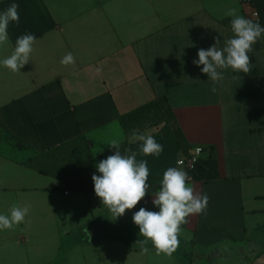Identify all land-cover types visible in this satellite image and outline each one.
I'll use <instances>...</instances> for the list:
<instances>
[{"label":"crops","instance_id":"1","mask_svg":"<svg viewBox=\"0 0 264 264\" xmlns=\"http://www.w3.org/2000/svg\"><path fill=\"white\" fill-rule=\"evenodd\" d=\"M13 2L20 21L10 23L0 61L19 36L37 40L20 71L0 65V123L29 146L0 147V212L46 202L62 217L61 241L78 228L89 242V264H264V36L249 53L251 72L223 70L215 93L203 65L193 63L215 37L221 47L233 37L229 8L264 26V0H0V11ZM68 52L74 65L60 62ZM162 96L192 150L205 148L192 172L182 168L210 198L206 212L181 225L171 255L157 253L151 241L143 245L133 221L141 207L159 211L156 185L116 218L94 190L66 194L62 180L25 164L81 136L93 155L102 154L112 140L127 139L123 114ZM83 209L90 221L68 232V220Z\"/></svg>","mask_w":264,"mask_h":264},{"label":"clouds","instance_id":"2","mask_svg":"<svg viewBox=\"0 0 264 264\" xmlns=\"http://www.w3.org/2000/svg\"><path fill=\"white\" fill-rule=\"evenodd\" d=\"M18 9L19 4L13 2L0 11V46L9 41L10 23L19 24ZM225 15L232 17L233 37L225 39L222 47L221 39L215 37V43L208 49H199V58L193 60L195 65H203L201 71L208 74V79L212 81L213 93L217 91L216 84L224 79L223 70L231 68L234 73L251 72L249 53L253 52L254 45L264 36V26H261L258 20L239 15L237 8H229ZM36 40L32 33L19 36L14 51L0 61V65L12 72L20 71L28 63ZM60 62L65 66L74 65L75 56L68 52ZM132 139L142 141L139 153L127 148L122 152L120 142L112 140L108 144L115 149V153L99 161L96 168L100 174L92 175L96 195L116 218L124 215L126 210L135 208L150 187L148 162L138 160L137 155L159 157L164 150L163 145L150 134H138L134 131ZM191 180L192 177L182 167H169L164 172L160 190L153 199V204L159 211L141 207L139 211L134 212L133 221L139 226L141 236L145 238L141 241L143 245L151 241L157 253L171 255L179 247L181 225L188 223L190 215L206 212L210 198L207 194L196 191L190 184ZM30 207L13 204L9 214H0V230H14L21 223H29L25 218L30 212ZM143 251L147 252L148 249L144 248Z\"/></svg>","mask_w":264,"mask_h":264},{"label":"trees","instance_id":"3","mask_svg":"<svg viewBox=\"0 0 264 264\" xmlns=\"http://www.w3.org/2000/svg\"><path fill=\"white\" fill-rule=\"evenodd\" d=\"M119 121L127 138L120 143L122 152L127 148L139 153L142 141L128 140L134 131L140 133L148 128L160 126L154 138L163 145L164 150L161 155L159 157L137 155L138 160L148 162L149 185L160 188L164 172L169 167H176V161L181 155L187 156L192 151L193 145L186 140L171 105L163 96L123 114ZM2 144L11 145L19 150L29 149L27 144L9 134L5 126L0 123V147ZM201 147L205 150L203 146ZM114 153L115 149L111 148L102 154L93 155L86 139L81 136L49 149L25 164L62 180L67 185V192L92 191L94 190L92 175L100 174L96 168L97 163Z\"/></svg>","mask_w":264,"mask_h":264},{"label":"rangeland","instance_id":"4","mask_svg":"<svg viewBox=\"0 0 264 264\" xmlns=\"http://www.w3.org/2000/svg\"><path fill=\"white\" fill-rule=\"evenodd\" d=\"M159 128L160 126L157 127L158 130ZM82 196L80 199L84 204L89 201V193ZM28 205L31 207L25 220L29 223H21L14 230H0V264L90 263V244L81 234L80 238L77 237V227L87 225L92 215H86L87 212L83 209L78 214L80 218L74 221L69 222L71 219L67 216L66 220H69L66 225L71 227L67 231L74 232L73 229H77L76 233H69L71 235L67 240L61 241V236L57 233L65 228L62 217L57 215L55 210H51L46 202ZM58 241L62 244L57 243Z\"/></svg>","mask_w":264,"mask_h":264},{"label":"built area","instance_id":"5","mask_svg":"<svg viewBox=\"0 0 264 264\" xmlns=\"http://www.w3.org/2000/svg\"><path fill=\"white\" fill-rule=\"evenodd\" d=\"M249 0H243V2H248ZM204 150L201 146H196L194 149L190 152L187 156H180L178 160L176 161V167H183L188 172H192L196 166L197 163L200 160L201 155L203 154ZM68 194V192H65Z\"/></svg>","mask_w":264,"mask_h":264}]
</instances>
